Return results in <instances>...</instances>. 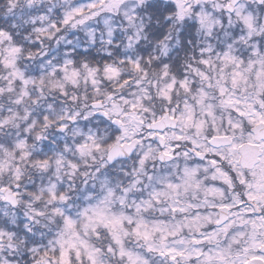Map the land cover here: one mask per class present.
I'll return each mask as SVG.
<instances>
[{"label":"snow or ice","instance_id":"1","mask_svg":"<svg viewBox=\"0 0 264 264\" xmlns=\"http://www.w3.org/2000/svg\"><path fill=\"white\" fill-rule=\"evenodd\" d=\"M0 264H264V0H0Z\"/></svg>","mask_w":264,"mask_h":264}]
</instances>
